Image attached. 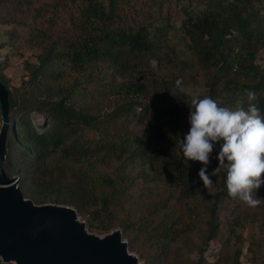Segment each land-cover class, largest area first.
<instances>
[{
  "label": "trees",
  "instance_id": "obj_1",
  "mask_svg": "<svg viewBox=\"0 0 264 264\" xmlns=\"http://www.w3.org/2000/svg\"><path fill=\"white\" fill-rule=\"evenodd\" d=\"M0 26L3 66L31 49L20 84L0 66L4 171L25 197L73 206L90 231L120 228L147 264H264V202L230 198L223 168L203 187L201 164L179 154L191 97L180 77H156L176 60L173 34L208 74V96L246 109L235 96L254 91L264 112V0H0ZM254 194L264 200V184Z\"/></svg>",
  "mask_w": 264,
  "mask_h": 264
},
{
  "label": "water",
  "instance_id": "obj_2",
  "mask_svg": "<svg viewBox=\"0 0 264 264\" xmlns=\"http://www.w3.org/2000/svg\"><path fill=\"white\" fill-rule=\"evenodd\" d=\"M0 261L3 264H146L130 252L122 230L90 231L76 208L25 197L18 176L4 171L8 92L0 82Z\"/></svg>",
  "mask_w": 264,
  "mask_h": 264
},
{
  "label": "clouds",
  "instance_id": "obj_3",
  "mask_svg": "<svg viewBox=\"0 0 264 264\" xmlns=\"http://www.w3.org/2000/svg\"><path fill=\"white\" fill-rule=\"evenodd\" d=\"M180 85L177 80L176 86ZM244 95L247 108L238 102L235 110L221 106L211 96L192 98L189 128L179 141V154L187 164H201L197 175L205 189L212 186V176L225 169L227 195L255 208L264 202L254 194L264 184V112L253 103L257 99L254 91L245 90ZM217 143V166L209 173Z\"/></svg>",
  "mask_w": 264,
  "mask_h": 264
},
{
  "label": "rangeland",
  "instance_id": "obj_4",
  "mask_svg": "<svg viewBox=\"0 0 264 264\" xmlns=\"http://www.w3.org/2000/svg\"><path fill=\"white\" fill-rule=\"evenodd\" d=\"M5 31V28L0 26V42L5 38ZM168 46L169 47H165L167 49L166 52L169 51L168 54L173 55L172 57L176 58V60L167 64H162L160 67L156 68V77L158 80L163 78L171 79L172 77H180L182 82L178 88L187 93L191 99L195 97L203 98L204 96H208L210 94L208 74L205 70H203L192 51L185 46L183 42L174 37L173 34L169 37ZM30 55L31 49L22 48L20 52L15 51L11 55L7 54L8 58L6 66H3L0 62V66L2 67L1 74L10 85H18L21 83L22 78L26 75L24 60L29 58ZM0 58L4 59L3 55H1ZM257 62L264 65V49L257 54ZM235 97L238 99H246L244 94H237ZM158 103L160 105L165 104L162 100L158 101ZM31 117L33 122L38 126L45 121L43 115L37 112H32ZM163 145H165V143H163ZM125 240L128 241L126 238ZM216 249L217 245L211 243V249L206 252V256L209 261H213L216 258ZM129 250L130 252L136 253V251L132 249ZM192 256L196 255L193 253ZM139 259L140 261L146 263L144 259L140 257Z\"/></svg>",
  "mask_w": 264,
  "mask_h": 264
}]
</instances>
